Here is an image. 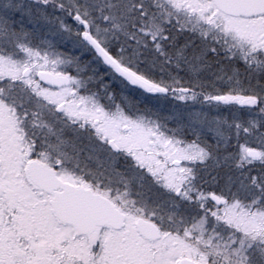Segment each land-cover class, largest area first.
<instances>
[{
	"label": "snow or ice",
	"instance_id": "snow-or-ice-1",
	"mask_svg": "<svg viewBox=\"0 0 264 264\" xmlns=\"http://www.w3.org/2000/svg\"><path fill=\"white\" fill-rule=\"evenodd\" d=\"M0 264H264V0H0Z\"/></svg>",
	"mask_w": 264,
	"mask_h": 264
}]
</instances>
